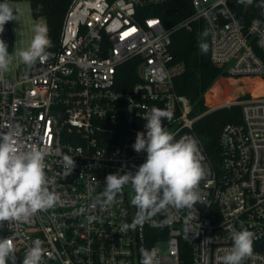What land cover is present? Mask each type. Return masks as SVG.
Wrapping results in <instances>:
<instances>
[{
    "label": "built area",
    "instance_id": "obj_1",
    "mask_svg": "<svg viewBox=\"0 0 264 264\" xmlns=\"http://www.w3.org/2000/svg\"><path fill=\"white\" fill-rule=\"evenodd\" d=\"M168 1L71 0L57 49L30 69L14 55L22 32L15 20L5 24L0 39L13 63L0 73V133L18 125L20 143L47 151L46 173L55 177L50 190L62 199L27 221L0 226V238L14 241L16 264L37 238L44 241L43 264H140L142 248L156 250L157 264H221L232 246L231 232L244 229L254 240L243 264H264V248L257 247L264 242V87L254 91L264 85V57L257 50L264 51V19L253 18L244 29L231 6L239 0H191L193 12L170 26L159 15H144ZM8 3L16 10L19 4L32 6V0ZM253 3L245 4L246 12ZM200 19L209 25L212 63L226 67L232 83L246 79L249 89L193 114L190 98L175 89L184 64L173 61L171 45L177 30L191 31ZM132 60L137 80L121 87L119 67ZM235 105L241 106L242 121L222 128L212 157L196 124L213 110ZM153 106L172 110L171 122L162 123L177 140L198 141L205 173L201 200L187 226L189 210L169 208L155 223L125 231L137 211L129 186L112 205H92L108 174H134L145 162L146 153L132 145L136 133L146 131L143 115ZM64 155L76 163L68 177ZM81 207L87 208L84 214H78Z\"/></svg>",
    "mask_w": 264,
    "mask_h": 264
},
{
    "label": "clouds",
    "instance_id": "obj_2",
    "mask_svg": "<svg viewBox=\"0 0 264 264\" xmlns=\"http://www.w3.org/2000/svg\"><path fill=\"white\" fill-rule=\"evenodd\" d=\"M241 4H251L252 0H239ZM14 9L8 0L0 3V33L6 23L17 20ZM48 27L36 24L33 37L27 48L18 49L14 55L29 69L37 61H44L52 53L47 51L53 47L48 36ZM201 51H207V45L200 43ZM13 63V55L8 45L0 39V73L7 72ZM174 113L170 109L153 106L143 115L146 131L136 133L132 145L136 153H146V160L138 166L135 173L126 171L121 174H108L103 190L95 198L101 208L112 205L124 188L129 186L133 195L131 204L137 209L131 223H125V231L136 230L145 223H155L154 217L169 208L177 212L187 209L185 217L187 226L196 219L194 205L201 200L199 185L205 173L195 138L177 140L169 132L162 121L171 122ZM19 126L9 127L0 133V226L3 222L27 221L29 217L40 211H47L62 203L61 195L50 190L55 177L46 173L47 151L35 145L25 146L19 140ZM63 176L68 177L74 171L75 160L64 155L61 160ZM86 207H81L78 214H84ZM169 216V220H171ZM232 246L224 250L221 264H243L252 255L254 233L244 229L231 232ZM44 241L35 239L28 247L22 264H43ZM15 244L11 237L0 238V264H16ZM140 264H157L155 249L140 250Z\"/></svg>",
    "mask_w": 264,
    "mask_h": 264
},
{
    "label": "trees",
    "instance_id": "obj_3",
    "mask_svg": "<svg viewBox=\"0 0 264 264\" xmlns=\"http://www.w3.org/2000/svg\"><path fill=\"white\" fill-rule=\"evenodd\" d=\"M71 0H32L31 12L37 18L43 16L49 29L48 36L53 47L47 51L57 49L61 28L66 10ZM232 8L239 17L244 29L253 18L264 19V0H254L251 8L246 12L245 4L232 3ZM144 15H159L165 25L170 26L193 12L191 0H170L162 5L149 8ZM207 45V51H201L200 43ZM258 53L264 57V51ZM171 52L173 61L184 64L182 73L174 78L177 92L187 95L193 105V114L204 112L209 105L221 102L226 98L220 96V89L228 85V71L226 67H219L212 63L210 58L209 25L205 19L194 23L193 29L177 30L173 34ZM125 81L119 80L121 87H127L137 80V61L125 62L119 67ZM263 83L254 90L262 92ZM242 121L241 106L235 105L230 108H219L202 116L196 130L201 140L206 145L210 155L215 156L218 149V137L222 128L229 123Z\"/></svg>",
    "mask_w": 264,
    "mask_h": 264
},
{
    "label": "rangeland",
    "instance_id": "obj_4",
    "mask_svg": "<svg viewBox=\"0 0 264 264\" xmlns=\"http://www.w3.org/2000/svg\"><path fill=\"white\" fill-rule=\"evenodd\" d=\"M15 15H17V20H15L17 29L19 32H22V34L19 35V49L27 48L33 37V27L36 24L46 25L45 17L39 16L35 18L31 14V6L29 3L19 4ZM228 82L230 81L228 80ZM236 82L237 81H233V83H229L228 85L220 89V96L222 97V99L228 96L232 97L234 95L242 96L243 93H246L243 92L246 91V88L248 87V85H246V79L243 80V83H245L244 85L242 82ZM161 246L164 247V244H162Z\"/></svg>",
    "mask_w": 264,
    "mask_h": 264
},
{
    "label": "water",
    "instance_id": "obj_5",
    "mask_svg": "<svg viewBox=\"0 0 264 264\" xmlns=\"http://www.w3.org/2000/svg\"><path fill=\"white\" fill-rule=\"evenodd\" d=\"M248 6H249V5H247V7H248ZM257 247H259V248H264V242L257 244Z\"/></svg>",
    "mask_w": 264,
    "mask_h": 264
},
{
    "label": "crops",
    "instance_id": "obj_6",
    "mask_svg": "<svg viewBox=\"0 0 264 264\" xmlns=\"http://www.w3.org/2000/svg\"><path fill=\"white\" fill-rule=\"evenodd\" d=\"M242 83H243V80L241 81ZM230 83H232V82H230ZM228 84H229V82H228ZM245 83H243V85H244ZM249 89V85H248V87L246 88V91ZM246 91H243V92H246ZM236 96H239V95H236ZM235 95L234 96H232V97H236ZM229 97V96H228Z\"/></svg>",
    "mask_w": 264,
    "mask_h": 264
}]
</instances>
